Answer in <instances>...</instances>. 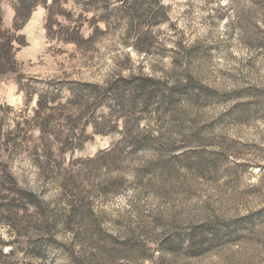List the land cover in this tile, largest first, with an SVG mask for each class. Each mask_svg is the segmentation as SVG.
I'll use <instances>...</instances> for the list:
<instances>
[{
	"label": "rangeland",
	"instance_id": "1",
	"mask_svg": "<svg viewBox=\"0 0 264 264\" xmlns=\"http://www.w3.org/2000/svg\"><path fill=\"white\" fill-rule=\"evenodd\" d=\"M159 6L47 0L20 31L16 69L42 86L144 74L171 105L140 122L147 148L109 152L110 134L62 152L61 124L43 139L0 78L6 264H264V0ZM1 12L9 29L12 0Z\"/></svg>",
	"mask_w": 264,
	"mask_h": 264
},
{
	"label": "trees",
	"instance_id": "2",
	"mask_svg": "<svg viewBox=\"0 0 264 264\" xmlns=\"http://www.w3.org/2000/svg\"><path fill=\"white\" fill-rule=\"evenodd\" d=\"M159 1L156 0L157 13L162 10ZM2 2L0 0V78L16 74L15 78L6 79L16 82L26 104L34 101L35 127L43 139L53 125L61 124L58 136L54 137L62 152L81 149L94 136L110 134H118L119 138L109 152L132 153L157 142L152 128L140 129L141 121L150 116L157 119V106L163 108L171 105V98L157 89L155 78L144 74L116 75L102 84L71 81L53 88L47 85L54 82H46V86H42L36 79L18 73L14 54L15 45L24 44L20 31L33 11L38 6H44L47 0H12L14 15L9 29L2 25ZM47 26L50 31L49 22ZM88 127L91 129L90 135L86 134ZM46 150L49 151L44 148ZM27 197L35 203L34 196L28 194ZM11 256L12 250L4 253L0 246V264H6L5 260Z\"/></svg>",
	"mask_w": 264,
	"mask_h": 264
}]
</instances>
